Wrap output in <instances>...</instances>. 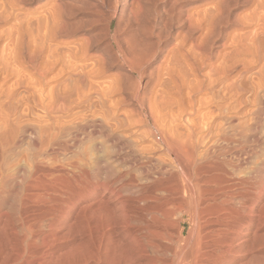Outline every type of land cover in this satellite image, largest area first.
Returning <instances> with one entry per match:
<instances>
[{
	"label": "bare ground",
	"instance_id": "6f19581e",
	"mask_svg": "<svg viewBox=\"0 0 264 264\" xmlns=\"http://www.w3.org/2000/svg\"><path fill=\"white\" fill-rule=\"evenodd\" d=\"M0 1V264H264V0Z\"/></svg>",
	"mask_w": 264,
	"mask_h": 264
},
{
	"label": "rangeland",
	"instance_id": "374dc122",
	"mask_svg": "<svg viewBox=\"0 0 264 264\" xmlns=\"http://www.w3.org/2000/svg\"><path fill=\"white\" fill-rule=\"evenodd\" d=\"M1 3V1H0ZM117 4V3H116ZM35 7V5H31L29 7H26V8H31L33 9ZM248 12V11H247ZM16 21H14L13 19H4V20H0V48H2L6 43H9L10 41L12 42L14 39H16V36H12V35H15L14 32H16V28H15V25H13V23H15ZM17 23V22H16ZM164 26V20L159 23L158 27L156 28V31L160 30L163 28ZM162 27V28H161ZM15 28V29H14ZM119 30H118V34L121 33L122 29H123V24L120 23L119 26H118ZM15 31H14V30ZM12 34H10V33ZM15 37V38H14ZM11 38V40H10ZM14 38V39H13ZM10 40V41H8ZM6 42V43H5ZM262 68H263V71H264V63L262 65ZM23 89L22 87H18L16 90H21Z\"/></svg>",
	"mask_w": 264,
	"mask_h": 264
}]
</instances>
